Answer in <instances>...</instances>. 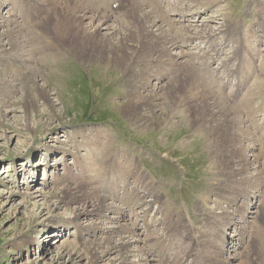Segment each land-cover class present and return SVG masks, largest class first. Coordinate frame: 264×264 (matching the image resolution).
<instances>
[{
	"label": "rangeland",
	"instance_id": "rangeland-1",
	"mask_svg": "<svg viewBox=\"0 0 264 264\" xmlns=\"http://www.w3.org/2000/svg\"><path fill=\"white\" fill-rule=\"evenodd\" d=\"M127 1L124 5L128 10L131 4ZM144 1L148 4L137 1L142 11L157 12L164 19V29L165 24L169 25L168 34H178L182 29L201 32L204 38L179 44L171 53L175 56L182 51L187 53L186 61L195 63L189 71L192 73L194 69L198 74L201 70L200 78L214 90L213 98L207 94L205 104H197L194 115L204 108L203 113L215 111L219 119H233L238 134L234 145L222 147L224 133L216 130L203 139L195 134L198 128L188 124L167 128L170 118L171 124L179 121L170 113L182 114L184 101L192 97L185 93L163 98L162 103L155 101L163 107L152 109L153 119H144L139 111L128 112L133 109L132 103L117 94L120 84L118 75H114L117 71L87 63V56L93 55V45L86 42L84 49L77 47L73 54L63 55L64 59L57 63L49 60L52 53L48 45L54 43L60 49L69 45L54 36L52 29L56 22L53 19L49 22L48 16L44 21H36L35 28L25 23L28 0H0V22L10 20L8 28L0 27V264H63L65 258L62 263L53 261L62 247L82 249L85 241H78L77 232L88 226L87 219L79 222L78 230L70 226L57 233L54 224L47 222L51 217L53 221L68 220L69 213L75 211V205L71 204L66 205L74 207L71 212L62 206L45 208L44 204L50 201L56 203L63 187L79 188L87 196L95 192L92 197L97 192L99 196V190L106 187L113 194L111 201L124 214L120 225L130 231L124 237L140 240L136 243L138 249L133 245L128 254L121 255L124 263L142 264L144 254L154 255L150 249L155 245L170 264H207L223 249L237 253L240 261L248 257L252 259L250 264H264L263 247L258 244L259 237L264 236V140L261 139L264 138V0ZM98 3H102L105 12L110 11V0ZM60 7H56V13L61 12ZM115 11L107 22L109 26L132 23L123 8ZM50 15L55 18L54 13ZM11 32L15 38H8ZM152 32L155 33V28ZM61 42L65 43L63 47ZM197 48L207 51L208 57L219 50L218 59L209 63L207 70H199L203 60L193 58ZM17 55L22 56L24 72L18 70L15 76L7 66L17 60ZM127 55L117 54L116 63L122 67L127 63ZM229 57L232 61L226 66L228 70H214L220 68L223 58ZM177 74L175 69L169 71L162 84L171 85ZM160 85L154 86L155 91H159ZM166 128L173 130L166 132ZM184 141L191 142V147H181ZM79 144L82 147L76 153ZM47 145L51 153H46ZM63 150L68 155H62ZM241 154L251 163L256 158V164L243 178L236 175ZM22 163L26 165L21 166ZM45 172L47 178L42 175ZM136 185H142L156 197L152 207L143 209L148 212L149 226L153 227L155 218L160 219L161 226L156 222L155 229H149L137 217L142 208L131 209L121 202ZM37 191H41L42 197L33 201L30 195ZM246 192L251 194L250 199L244 198L239 203L241 207L232 225L221 229L218 208L224 206L225 199ZM158 208L160 214L156 215ZM244 221H247L245 230L238 226L244 225ZM113 225L117 229L118 224ZM237 229H243L240 238L243 244L234 247L238 237L229 243V235H235ZM116 238L113 234L111 239ZM143 242H148V246L142 245ZM87 256L65 264H87ZM157 260L148 264H162ZM106 261L118 264L113 257H105L98 264H107Z\"/></svg>",
	"mask_w": 264,
	"mask_h": 264
},
{
	"label": "bare ground",
	"instance_id": "bare-ground-1",
	"mask_svg": "<svg viewBox=\"0 0 264 264\" xmlns=\"http://www.w3.org/2000/svg\"><path fill=\"white\" fill-rule=\"evenodd\" d=\"M56 1L58 0H28L29 5L26 8V14H27L26 20H28L29 22L27 21L25 23L29 25H33L36 28L38 26V23L35 26L36 21H39V20L44 21L46 17L50 16V18H48L49 22L52 21V19L54 20L53 22H56V25L54 24V28L52 29L55 33L54 36L57 37L58 41H61L63 38V40H66L67 44H69V45H65V43L61 42L62 47L65 45L62 49L58 48L54 43L48 45L47 49H49L50 53H52L51 54L52 58L50 59L48 58L49 60L53 59L54 62L57 63L61 58L64 59L63 55L68 56V55L73 54L77 47L79 48L82 47V49H84L85 46L87 45L86 44L87 42L89 43L90 46L93 45L91 48L93 55L91 54L90 56H87L88 58L87 63L89 64L97 63L99 66L103 65V67L104 66L109 67V69L117 71V73L114 74L116 76L118 75L117 77L120 81L117 94L118 96H121V97L125 96L128 99L129 104L132 103L131 105L133 109L132 111H128V112L133 113L134 111L135 112L139 111L138 112L140 114L139 116H143L144 119H150V117L151 119H153L154 116L152 115L153 113L152 109L159 107V110H161L163 107L162 104L157 105L156 104L157 102H160L163 98L164 99L174 98L177 94L179 96H183V94L185 93L192 97L184 101L183 103L184 112L182 114L173 115V113L170 111L171 112L170 114H172L173 117L179 118V121L177 122L178 125L171 124L170 123L171 118H170V120H168L169 122L167 123L168 124L167 128H173V127L180 128L181 125H185L184 127H186V125L188 124L191 127L194 126L198 128L197 129L198 131L195 134L197 137H201L203 139L205 136L206 137L209 136L208 134L212 130H216V132L218 131L219 133L220 132L224 133V135H222L223 137L222 138L223 143H221L222 147L228 146L229 144L234 145L238 134H237L233 119H230L229 117H223L219 119L218 113L215 111H209V112L203 113L204 108L201 110V113L199 115H194L198 111L195 108L197 104L200 102L205 104V102L207 101L206 100L207 94L208 96L212 98L214 97L213 96L214 90L211 89V87L209 86V83L207 84L206 82L204 83V81L200 78V73L202 72L200 69L203 68V71H204V68H205L207 70L210 67V64L212 63V61L218 59L217 52L219 50H216V51L214 50L212 52L213 54H211L208 57L206 56L207 51L197 48L196 51H198V53L194 54L195 57L193 58H196L197 60L199 59L203 60L202 61L203 63L200 62L203 64V66L199 68L200 71L198 74L195 73L194 69H191L192 73L189 71L191 67H194L195 63L190 62V60L189 62L186 61L187 60L186 58L188 56L187 53L182 51L179 54H177V56L171 53V50L175 48L178 49L180 47L179 44L183 43V45H185L186 43H193L197 39H198L197 41H199V38H204L202 37L201 32L197 33L194 30L195 32L192 33L188 29H182L183 31H181L178 34H174V35L168 34L169 25L165 24L166 29H164V19L161 18L160 15H158V13L155 11H151L149 13L143 12L142 6L137 2L138 0H130L131 7L129 6L130 9L128 10L125 9V5H124V3L127 0H114V1L110 0V4L108 5L110 7L109 12H105L104 9L101 8L103 6L101 5L102 3L100 4L98 3L99 0L98 1H95V0H59L60 2L58 3ZM24 3H27V2L24 1ZM143 3L146 4L147 2L143 0ZM178 5L179 4H177V6ZM59 6H61L60 7L61 12L59 11L56 13V7H59ZM117 8L119 10L123 8L125 10V16L126 15L129 16L130 19L132 20V23L128 22L126 26H122V25L121 26L119 25L118 27L111 26V25L109 26L107 22L117 12L115 11L117 10ZM52 13H54L55 18H53L50 15ZM183 15L184 14H182V17ZM127 20H129V18ZM86 21H88V23H84ZM9 22L10 20L1 19L0 27L8 28ZM153 28H155V33L152 32ZM105 31L106 33H104ZM205 34L203 33V35ZM13 35L14 33L11 32L8 38H10L11 36L14 37ZM78 40H81V42L80 41L78 42ZM132 41H133V44L129 45V42H132ZM128 45H129V48H128ZM119 53H125L126 55L127 54L132 55L131 57H129L128 55H127L128 57L126 56L127 63L125 61V64L122 67L116 63L115 56ZM47 55L49 56V54ZM41 56L42 55L40 54V58ZM235 57L237 59L238 55ZM15 58H17V60L13 61L11 64H9V66H7L9 67L13 75L17 74L18 70L19 72H24L22 71L24 65L22 66V64L20 63L22 61V60L20 61V58H22V56H18ZM182 58L185 59V62L182 61L183 60ZM144 59L147 61H144ZM196 59H193V60H196ZM150 60H153L151 61L153 63H150L149 62ZM24 61L25 60H23V62ZM231 61H232V57L225 58V59L223 58L220 61V68L219 69L217 68L214 70L219 71V72L220 70L225 71L227 69L226 68L227 64L229 62L231 63ZM81 65L83 64L81 63ZM238 65H239V61H237L236 66ZM58 67L60 68V66ZM173 69H175L176 74L178 73L176 77L174 78V82H171L170 83L171 85L169 86L163 85L162 83H164L167 73ZM157 85H160L159 91H155V88L157 89L158 87ZM154 86H157V87H154ZM179 89H181L183 92L178 91ZM161 94H163L162 95L163 97L161 96ZM162 101L160 103H162ZM167 119L168 118H166V120ZM203 124H206L205 127ZM169 130L172 131L173 129H167L166 132H168ZM97 134H100V133H97ZM215 139L216 138L214 136L211 138V140L213 141ZM261 139L264 140V138L262 137ZM180 145L181 147L189 148L191 147V142L184 141V142H181ZM44 147H45L46 153L52 152L49 150L50 149L49 145L44 146ZM81 147H82L81 144L76 145V153H78V149H81ZM239 150L240 149H235V151H239ZM66 153L68 155L69 152L63 150L61 154L65 155ZM255 160L256 158L251 163L248 160H246L245 157L241 154L239 164L237 163L239 166L237 169L238 172L236 173L237 177L243 178L248 173V171L252 168V166L256 164ZM23 165H26V164L22 163L21 166ZM261 174L259 176H261ZM42 175L46 176V178L48 177V174L46 172L43 173ZM259 176L256 179L257 182L259 181ZM125 185H128V182H126ZM80 191L81 190L79 188L70 189L67 187H63V189H61V191L57 195L56 203H51L50 201V203L48 202V204H44L45 208H56V207L62 206V207H65L66 209L70 208L68 206L66 207V205H70V204L75 205L74 206L75 208L73 207L75 211L73 210L72 207L70 208V212L71 210H73V212L69 213L70 215L68 217V220L53 221L52 217L49 218L47 222L54 224L53 229H54V232L56 233L60 229L65 228V227L67 228L70 226L74 230H78V225H80V223L84 219L85 220L87 219V221L90 222L88 223V226L82 232L76 231L77 236L79 238L78 241H85L84 242L85 244L82 245V249L81 250L76 249L75 248L76 246H74L73 248L71 246H64L62 247L60 253H58V256L56 258L55 257L53 258V261L58 262L60 260L59 262L62 263L64 261L62 259L65 258V261H68L70 263L73 261H79L83 259V257L86 256L87 254L88 255L87 257H89L86 259L88 261L87 264H98L101 261L103 262L105 257H113L115 259V262H118V264H128L126 262L124 263L121 261L122 260L121 255L125 254L126 252L128 254L130 248L133 247V245L137 246L136 243L140 242V240L133 241V240H130L124 237V235L128 234V232L130 231L129 229L125 228V225L123 226L120 225L121 222L119 221L122 220L124 214L121 212L122 210L121 207L116 206L115 203L111 201L113 194L110 193V191H108L106 187L101 188L99 190L100 192L99 196H97L98 195V192H97L96 197H92V196H95V192L94 194L87 196V195H83V193ZM25 192H26V195H29L27 191ZM129 192H130V195L127 196L126 194H124L126 196L122 198L123 201L121 202L131 207V209H135V208L143 209L144 207L150 208L153 206V203L157 202L156 197L147 193L142 185L132 186L131 191ZM101 193L102 194L104 193V194L101 196ZM35 194L37 195L34 196ZM35 194L30 195L33 201L39 197H42L41 191H37ZM136 197L137 199H135ZM249 197H251V194L246 192L242 194V196L231 197L223 201L224 206L222 208H218L220 211L218 214L221 219L220 224H219L221 229L223 227L226 228L229 225H232V222L235 218L234 216H236V214L239 213V209L241 207V205L239 206V203L242 200H244V198L248 199ZM35 203L36 201L33 202V204ZM142 209L140 213H138V215L136 214L137 217L141 219L142 224L143 223L147 224V227L149 229L150 228L155 229L154 226H156L155 224L156 222L158 223L157 225L161 224L160 219L155 218L154 219L155 221L153 222L155 225L153 224V227H151L152 225L149 226V222L146 221L148 212L146 213V210L143 209L142 211ZM155 213L156 215L160 214V209L158 208ZM244 213H245V210H244ZM243 223L244 225L239 224L238 226L239 227L242 226L245 230L247 221H244ZM113 224H118L117 225L118 227L116 226L117 229L111 227V225L115 226ZM242 230L243 229H241V231ZM241 231H238L237 229L235 231V235H232V236L229 235V237L231 238L229 243L234 241L232 240V238L238 237L237 239H235L236 243L234 247H237L238 245L243 244V239H240L243 236ZM258 232L261 233L259 229H258ZM113 234L117 235L116 240L111 239ZM54 236H56V234ZM222 238L224 241L223 235H222ZM259 238L260 240L258 244L259 246L262 245L263 247L262 250L264 251V236H261ZM87 240L89 242H87ZM146 243L148 242H143L142 245H144L145 247L148 246V244ZM196 243H198V240L196 241ZM223 243L225 244V242ZM68 247H71V249ZM138 247L139 246H137V249ZM132 249L134 251V248ZM141 250H144V249L141 248ZM155 251H157V247L154 245L151 247L150 252L151 254H154L151 256H154L155 259H152L151 256L147 255L146 253L144 254V257L140 259L141 263L148 264L149 262L151 261L153 262L156 259H158L157 261L161 262L162 264L171 263V262L169 263V261L167 262V260L163 257V255H160L159 251H157V253ZM223 251H225V253L227 254L223 255ZM215 254L216 255H214L211 259L212 261L211 260L208 261L209 263L211 262L213 264H232L234 260H237L238 261L237 264H250V262L252 261V259L248 257H246L247 261L246 260L240 261V259L236 256L237 253L233 252L232 254H230L227 249L218 251ZM65 261L63 262V264H65ZM106 263L114 264V263H109L108 261H106ZM184 263L182 262L180 264H184Z\"/></svg>",
	"mask_w": 264,
	"mask_h": 264
}]
</instances>
